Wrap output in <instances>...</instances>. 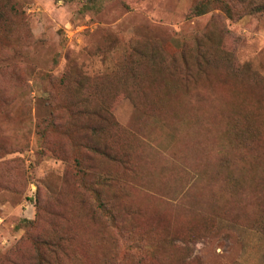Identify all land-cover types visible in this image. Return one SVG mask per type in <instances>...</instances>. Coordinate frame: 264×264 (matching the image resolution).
<instances>
[{
	"label": "rangeland",
	"instance_id": "rangeland-1",
	"mask_svg": "<svg viewBox=\"0 0 264 264\" xmlns=\"http://www.w3.org/2000/svg\"><path fill=\"white\" fill-rule=\"evenodd\" d=\"M207 1L0 0V264H264L262 0Z\"/></svg>",
	"mask_w": 264,
	"mask_h": 264
},
{
	"label": "trees",
	"instance_id": "trees-1",
	"mask_svg": "<svg viewBox=\"0 0 264 264\" xmlns=\"http://www.w3.org/2000/svg\"><path fill=\"white\" fill-rule=\"evenodd\" d=\"M218 6L225 11V13L229 16H232V5H230L226 0H217ZM243 1V0H238ZM209 1L207 0H196L193 4V13H203L205 10L203 8L208 5ZM252 5L250 0L247 1V6ZM258 9L264 12V0L258 4ZM2 15V10L0 6V16ZM195 56L196 64L201 66V64H206L209 60H211L212 56H209V52L204 46V44L195 42ZM182 61L185 65H187L186 54L182 52L181 54ZM151 64H153V58L150 59ZM137 75L135 74L133 78H136ZM99 117V116H98ZM103 119V117H99ZM35 248L37 252V258H35L34 264H57L56 255L58 250V244L48 241L44 238H36L34 240Z\"/></svg>",
	"mask_w": 264,
	"mask_h": 264
}]
</instances>
